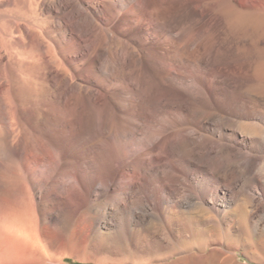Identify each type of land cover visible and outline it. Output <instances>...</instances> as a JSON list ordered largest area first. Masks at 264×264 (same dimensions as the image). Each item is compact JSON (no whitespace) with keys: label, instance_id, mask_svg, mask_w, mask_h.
Segmentation results:
<instances>
[{"label":"bare ground","instance_id":"obj_1","mask_svg":"<svg viewBox=\"0 0 264 264\" xmlns=\"http://www.w3.org/2000/svg\"><path fill=\"white\" fill-rule=\"evenodd\" d=\"M142 1L9 0L8 7H0V68L8 66L12 73L10 88L0 87V264H68L70 256H77L83 251L84 238L77 229L70 230L65 226L67 217H62V206L65 205L57 203L61 199L51 193L52 187L66 191L78 177L88 185L94 181L98 183L92 190L97 197L122 185L118 199H112L109 205L92 206L101 213L102 219L117 223L119 231L125 233V223L130 217L140 219V232L150 242V247L133 250L136 252L132 251L129 261L116 262L118 264H245L238 260V249H243L247 255L248 252L264 251V233L259 234L258 231L264 224V144L253 138L236 141V129H231L232 132L227 135L224 127L219 125L218 137L226 141H215L217 144L190 141V150L206 158L205 169L210 171L208 165H211L224 171L222 176L214 173L211 182H204L197 190L176 185L183 176L175 167L191 169L192 163L179 154L182 146L174 141L173 136L155 135V143L140 149L130 146L131 154L120 161L126 169L125 174L122 170L117 172V169L113 175L108 171L114 166L111 160L95 148L101 141H82L85 150L82 162H72L71 166L75 168L70 171L66 167L65 174L55 179L46 173L45 168L52 161L39 147L30 146L21 138L20 141H12L21 135L22 128L19 120H15V111L28 96L30 86H37L41 69L44 70L42 80L45 85L49 88V81H53L58 87L55 93L47 92L42 99V108L53 114L48 123L57 128H77L81 136L88 140L108 137L116 126L119 131H127L117 122L112 110L107 107L108 103L101 104V87L91 85L84 72L74 73L92 61H104L101 69L107 79L120 77L131 84V88L125 89V103L134 118L168 110L184 113L189 101L178 103V94L172 88L174 82L160 73L152 81L142 77V65L150 60L146 55L150 48L145 46L146 42L131 37L127 32L137 17H124ZM203 1L198 0V4ZM210 2L219 11L224 9L232 13L229 26L237 45L256 57L250 67L249 87L246 85L248 88L240 94L233 92L226 95V100L229 97V100L243 106L244 95L264 94V0ZM114 25L117 31L109 29ZM97 30L103 31V35H95ZM118 35L123 37L126 46L115 48L111 61H107L108 52L104 44ZM185 36V29L168 32L167 37L173 43L171 48L164 50L169 64L174 61L183 66L184 63H199L201 60V38L186 43ZM74 42L76 52L70 49ZM85 53L90 55L87 59ZM4 57L9 63L2 61ZM117 62L121 64L119 70L115 68ZM100 84L109 88V83ZM38 88L39 85L35 87ZM186 88L193 100L201 103L207 99L202 88L196 85H187ZM36 95L29 97L36 100L39 94ZM131 142L130 145H136ZM23 150L34 154H24ZM226 151H231L233 158H223ZM138 152L142 157L135 166L137 175L155 173L152 177L160 180L165 178L164 173L171 175L174 185L164 179L168 190L159 198H156L153 188V191H147L141 187L145 181L143 177L139 180L130 172ZM165 154L166 157H163ZM211 171L214 172V169ZM187 182L188 177L185 179ZM139 184L141 195L135 203L132 197ZM240 192L245 195L241 202ZM130 200L135 203L136 209L134 206L132 209L127 207ZM248 257L252 262H264L253 255ZM80 259H84L81 254Z\"/></svg>","mask_w":264,"mask_h":264},{"label":"rangeland","instance_id":"obj_2","mask_svg":"<svg viewBox=\"0 0 264 264\" xmlns=\"http://www.w3.org/2000/svg\"><path fill=\"white\" fill-rule=\"evenodd\" d=\"M8 1L9 0H0V7H8ZM107 12L106 14L108 16L110 12ZM129 16L134 18L137 17L138 19L136 18L132 27L127 28V32L131 37L135 36L139 41L143 40V42H146L147 44H145V46L147 45L151 49H148L146 52L150 60L143 62L141 71L142 77L152 81L156 78L157 73V76H160V74L165 77L167 76L171 82H174L172 88L173 90L176 89L174 92L178 94V96L176 95V98H178L177 101H179L178 103L185 104V102L189 101L185 106L184 113L181 114L174 110H168L166 112H154L152 116L134 118L128 112L129 106L127 109L125 103L126 90L129 86V88H131V84L120 77L107 79L101 69L104 61H100L99 63H93L92 61L90 64H86V66L79 67V70H75L74 73L84 72L91 85L96 84L101 87V104L108 103L107 107L112 110L117 122L123 126V130L127 129V131H119V127L116 126L117 128H115L108 137H93L88 140L81 136L77 128H73L72 130L63 126H58L57 128L48 123L49 118L53 114L52 111L49 113V110H44V108H42V99H44L47 92L52 91L55 93L58 87L56 88V82L49 81V90L42 80L44 77V70L41 69L37 76L38 80L41 81L39 83L37 80V86L39 85L40 88L37 90L35 89L37 86H34V88L30 86L31 89H28V96L18 104V110L15 111V120H19L22 128L21 135L14 137L12 141H20L21 138V141H26L30 146L36 145V147H39L41 152H44L47 158L52 161V164L45 169L46 173L52 175L51 177L55 179L64 175L66 170L70 169L71 171L75 168L71 166L72 162H82L85 156L82 141H101L95 148H98L101 153L103 152L102 154L104 156H107L108 159L111 160L112 166H114L108 168V171L113 175L116 173L114 171H117V169H119L117 172L122 170L124 173V170L126 171V169H123L121 166L120 161L125 155L129 156L131 154L130 146H134L135 149H140L141 146L143 148L146 147L145 145H152L155 143V135L160 134L163 135V137L166 135L173 136L175 139L174 141H177L178 145L182 146L179 149V154L185 156L186 159L192 163L191 169L175 167L178 173L183 176L180 182H176V185H180V188L197 190L204 182H211L214 178V173L218 176H222L224 171L216 170V168L211 165H208V167L212 170L214 169V172L211 171V169L210 171L205 169L207 168V166H205L206 158L190 150L192 145L190 141H196V143L198 141L200 143L201 141V143L205 142L211 144H217L215 141H226L218 137V126L222 125L227 135L232 132L231 129L237 130L238 136L236 141H246L253 138L255 139L254 141H263L264 144V116L260 114H264V94L248 93V95H244L242 99L245 101V104H243V106L233 100H229V97L227 98L229 101L226 100V95H230L233 92L240 94V92L245 91L249 87L251 81L250 67L251 64L255 62L256 57L253 53L249 54L245 48L243 49L237 45L229 26V21L232 20V13H227L224 9L219 11L212 5L210 0H204L201 5L198 4V0H143L138 4L135 10H129V13L124 15L126 18H129ZM111 28L117 31L116 25L113 27L111 26L109 29ZM174 29L186 30V43H190L195 38H201V60L199 63L190 61L181 66L174 61L171 62L173 64H169L170 62L165 59L164 50L173 46L170 37H167L168 32ZM102 32L103 31L97 30L95 35H103ZM118 37H120V39H118ZM122 38L123 37L118 35L105 42L104 49L108 52L107 61H111L110 58L115 48L120 47L122 49V47L124 48L126 46ZM74 44L70 45L72 52L77 51L76 43L74 42ZM87 55V53L84 54L86 59L90 56ZM7 59V57H4L2 61L4 63H9ZM119 64V62L115 63V68L118 70L121 67V64ZM178 64L181 66V69ZM168 72L171 74L169 75ZM11 75L12 73L8 66L2 70L0 68V87L4 86L10 88ZM175 75H178L177 78ZM104 77L107 81H105ZM102 82L109 83V88L107 89L108 86L103 88L100 84ZM187 85H196L202 88L206 91L205 98L207 99L201 103L200 101L193 100L194 98L189 94L186 88ZM36 90H40L41 92L39 91L38 93ZM32 93L39 94V98L36 94L29 95ZM41 93L43 95H41ZM79 93L82 95L85 94L82 92ZM35 95L37 96L36 100H34L35 98L30 99V97H35ZM238 97L240 98L239 95ZM129 115L131 116L129 117ZM131 141L136 145H130L129 142ZM95 148L94 151L96 150ZM23 151L24 154H34L33 152L28 153L26 150ZM135 154L136 156L134 159L136 160L134 161V168L132 167V169H130L131 174L138 177L139 180L143 177L142 179L145 181L142 183L141 187L143 189L146 188L147 191H153L154 189L157 193L156 198H159L168 190L165 181L174 185V182L171 183L172 178L170 173H164L165 181L163 177L161 180L153 178L152 174L155 173H149L145 176L137 175L135 173L137 172V167L135 166L141 159L142 154L139 152ZM157 154L158 151L156 152V155ZM232 155L233 153L231 151H226L223 153V158L226 159L227 157L231 159L233 158ZM163 157H166V154ZM262 163V172L264 174V161H262ZM53 168L54 170H52ZM186 177H188L187 183H185ZM78 180L76 182L74 181L75 183H73L74 185L72 184L73 186H68V191L61 192L60 189L52 187L51 192L53 196L61 199L60 201L58 200L57 203L65 205H61L64 209L62 217L64 219L67 217L64 220L65 226L70 230L77 229L76 231L84 238L82 242L83 251L77 253L79 254L77 256L73 253L75 255L67 259L68 264H118L116 262L129 261L132 253L136 252L133 250H146L150 247V242L146 240L143 233L140 232L139 218L136 217L133 219V217H130L125 223V233H122L119 231L117 223L111 222L105 218L102 219L101 213H98L99 211L92 207L96 204L109 205L112 199H118L120 197L119 191L122 185H119L117 189L112 188L107 193H104V195L102 194L97 197L92 190L96 189L98 183L94 181V183L88 185L87 182H84L83 179L81 180L79 177ZM48 181L49 183L51 182L50 179H48ZM139 188L140 184L135 190L136 193L134 192V199L132 197L135 203L138 196L140 197L141 195V193H139ZM240 193L239 201L241 202L245 195L243 192ZM113 194H115V196ZM132 200H130V204H127V207L131 209L135 207L134 209H136V205ZM48 206H50V204ZM258 231H260L259 234L264 233V224L260 226ZM67 234L70 233L67 232ZM237 253L239 255L238 260L242 263L264 264V262H252L248 257L253 255L256 259L263 261L264 251L254 253L248 252L249 254L247 255L243 249H238ZM80 254L84 258L83 260L80 259Z\"/></svg>","mask_w":264,"mask_h":264}]
</instances>
